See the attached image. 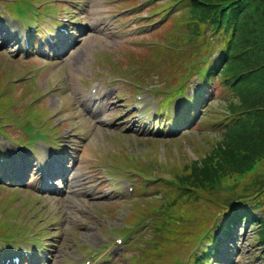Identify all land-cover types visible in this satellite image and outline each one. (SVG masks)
Returning <instances> with one entry per match:
<instances>
[{"label":"trees","instance_id":"obj_1","mask_svg":"<svg viewBox=\"0 0 264 264\" xmlns=\"http://www.w3.org/2000/svg\"><path fill=\"white\" fill-rule=\"evenodd\" d=\"M193 9L200 16L199 26L212 23L225 40L223 52L228 62L224 75L233 84L221 117L230 122L222 127L220 140L201 162L187 163L177 173L172 205L160 219L162 226L154 228L161 236L153 245L154 260L172 252L168 245L179 237L180 226L200 217L212 195L220 201L229 200L225 206L228 211L244 203L261 209L263 214L257 221L264 242V0H234L230 7L195 4ZM180 213L185 220L176 221Z\"/></svg>","mask_w":264,"mask_h":264},{"label":"rangeland","instance_id":"obj_2","mask_svg":"<svg viewBox=\"0 0 264 264\" xmlns=\"http://www.w3.org/2000/svg\"><path fill=\"white\" fill-rule=\"evenodd\" d=\"M85 1L96 3L97 4L96 11H101L103 9L106 10L108 7L109 8L113 7L112 4L104 0H85ZM93 11H95V8H93ZM87 17L91 18V21L94 20L97 23L99 22L98 17L92 18L93 15L90 14L87 15ZM97 30L98 27L94 26L92 35H90L84 40V42L79 46V49L75 52L76 54L72 56L71 63L73 66L70 67V65L67 64L68 65L67 68L70 70V72L72 71L73 73L72 76L75 77L74 89L76 90L77 95H81L87 89V87L85 81L84 83L79 82L78 80L79 76H77L78 73L76 72V70L81 69L82 71H84L86 68L94 70V67H96L95 65L98 64V61L95 64L93 62L94 53H101L102 51L105 57L109 58L113 56L117 60H119L118 57L122 56L121 52L124 51L126 48L130 47L127 43L124 42L125 35L123 33L116 32L115 34L117 35L98 34ZM2 41L3 40L0 38V45ZM78 61L80 62L78 63ZM102 64H104V61L102 62ZM79 73L81 74V72ZM115 74L117 73L114 72L112 74H104V75H100V77L109 78ZM158 80L160 85L163 86L165 85V83L161 81L160 77ZM110 86H113L111 91H114L116 93L117 87L120 85L112 84ZM71 88L73 89L72 83H71ZM191 88L193 90V85L191 86ZM191 92L192 91H190V93ZM47 105L49 107L53 106L51 96H49L47 99ZM120 112L121 110H118V113ZM114 116L115 114L113 113L110 115L100 116L95 121H89L86 115H81L76 120L75 119L72 120V122H76L77 120H79L77 121L78 123H80L79 125L85 126L84 130L88 133L89 136H91L88 149H86L85 152L80 154L83 160L94 159L96 152H100L99 147L102 146L104 143L105 145L109 143L110 145L112 144L114 147H116L117 150L123 149V150H128L129 152L141 151L143 149V147H138L136 145H133V142H130V138L133 139V137H120V140L118 142L115 141L113 138L112 142H110L115 132L111 134L110 133L111 129L107 124L113 120ZM100 119H102V121H98ZM188 131H190V133H193L194 135L197 136L201 135L200 130H198L197 128ZM211 135L218 136V133L211 132ZM217 138L218 137H216L215 139ZM165 143H168V141H164V142L162 141L161 146L160 147L158 146V150H160L161 159H165L167 155L169 157V152H171L170 158L172 160L180 159L181 156L187 158H191V156L197 157L190 148V145L188 143H184L180 147L181 148L180 150L177 149L179 148V145H172L173 147L172 151H169V149H167V145ZM179 151L181 152L179 153ZM201 152H204V150H201ZM141 156L144 157L145 152H142ZM94 163L95 162H92L90 166L93 167ZM81 166H82L81 174L83 176V181H85L86 179H88V175L85 174L84 171L86 170L88 164H86L85 161H82ZM44 200L45 203L48 205L47 210L51 212L53 208L52 214H54V210L56 211L57 205L54 204L53 202L50 204L48 197H46ZM97 200L98 199H92V198L85 199L81 194H77V193L72 194L69 198L66 199V203L63 209L64 218L62 220V230L56 233L57 239H59V247H60L59 254H57L59 258L56 261V264H62L60 260H63L64 256L69 255V252H71V250L74 249L76 243L77 244L83 243L85 240H87V238L89 241L91 237H95L96 234H98L102 230L104 226L103 224L106 221L119 224L121 219H123L131 210V208H129L131 207L130 206L131 201L129 199H124L120 197L117 198L116 200L117 208L114 210V212L109 214L108 207L111 206L112 204V198H110L109 202L106 201L102 204V206H104L106 209L104 215L100 213V217L96 218L93 215L91 209H89V211L87 210L85 204H90V207L91 206L96 207V210L99 211L100 205L96 206ZM72 201L78 202L79 204L78 205L73 204ZM241 232L242 235L240 237L241 240L239 242L241 243V246L243 248L241 251H243L246 255H244V257L241 259L240 262L239 252H238V254L235 255L236 260L239 261L237 264H253L254 263L252 261L253 253L251 249L253 250L254 247L250 249V247L254 245L253 231L249 230L247 233H243L244 228H242ZM234 252L237 253L236 250H234Z\"/></svg>","mask_w":264,"mask_h":264},{"label":"snow or ice","instance_id":"obj_3","mask_svg":"<svg viewBox=\"0 0 264 264\" xmlns=\"http://www.w3.org/2000/svg\"><path fill=\"white\" fill-rule=\"evenodd\" d=\"M2 23H3V21H2V19H0V24H2ZM196 87H197V88H200L201 85L198 84Z\"/></svg>","mask_w":264,"mask_h":264}]
</instances>
